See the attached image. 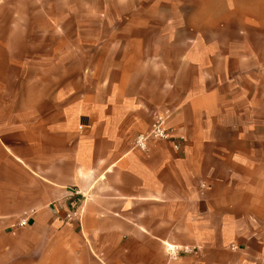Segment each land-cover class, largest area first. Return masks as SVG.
<instances>
[{"label": "crops", "instance_id": "crops-1", "mask_svg": "<svg viewBox=\"0 0 264 264\" xmlns=\"http://www.w3.org/2000/svg\"><path fill=\"white\" fill-rule=\"evenodd\" d=\"M130 64L98 66L94 91L86 69L87 90L73 96L39 59L5 64L0 264H264V91L246 75L209 74V88L200 77L172 100L153 56L149 96ZM119 70L132 91L114 85ZM159 114L180 148L135 147Z\"/></svg>", "mask_w": 264, "mask_h": 264}, {"label": "rangeland", "instance_id": "rangeland-1", "mask_svg": "<svg viewBox=\"0 0 264 264\" xmlns=\"http://www.w3.org/2000/svg\"><path fill=\"white\" fill-rule=\"evenodd\" d=\"M108 39L117 46L104 49ZM1 44L0 73L10 61L39 59L41 72L50 69L72 96L87 90L86 69L89 88L100 87L98 66L112 60L131 62L127 69L146 75L154 96L158 72L146 65L153 56L167 64L162 76L173 84L172 100L200 77L198 88H209V74L246 75L247 89L253 80L264 91V0H0ZM129 71L115 73L116 88L133 90Z\"/></svg>", "mask_w": 264, "mask_h": 264}, {"label": "built area", "instance_id": "built-area-1", "mask_svg": "<svg viewBox=\"0 0 264 264\" xmlns=\"http://www.w3.org/2000/svg\"><path fill=\"white\" fill-rule=\"evenodd\" d=\"M168 116L164 114L157 115L149 129L146 133H140L136 137L135 140V147L141 150H148V145L150 141H163V140H170L173 141L174 146L176 149L180 148L181 145V137L173 134L168 127L167 124ZM72 213L67 214L68 219H72ZM20 225L26 224V219H22L19 221Z\"/></svg>", "mask_w": 264, "mask_h": 264}]
</instances>
